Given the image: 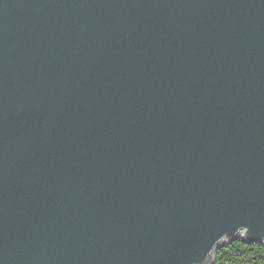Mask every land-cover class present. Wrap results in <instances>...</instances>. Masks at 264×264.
Segmentation results:
<instances>
[{"label":"water","instance_id":"obj_1","mask_svg":"<svg viewBox=\"0 0 264 264\" xmlns=\"http://www.w3.org/2000/svg\"><path fill=\"white\" fill-rule=\"evenodd\" d=\"M264 245V0H0V264H212Z\"/></svg>","mask_w":264,"mask_h":264},{"label":"trees","instance_id":"obj_2","mask_svg":"<svg viewBox=\"0 0 264 264\" xmlns=\"http://www.w3.org/2000/svg\"><path fill=\"white\" fill-rule=\"evenodd\" d=\"M212 264H264V245L240 239L221 245Z\"/></svg>","mask_w":264,"mask_h":264}]
</instances>
